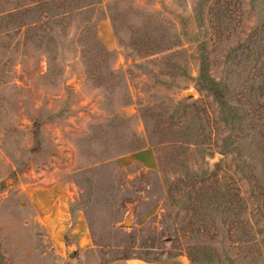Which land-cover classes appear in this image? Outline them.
Wrapping results in <instances>:
<instances>
[{
	"label": "rangeland",
	"instance_id": "obj_1",
	"mask_svg": "<svg viewBox=\"0 0 264 264\" xmlns=\"http://www.w3.org/2000/svg\"><path fill=\"white\" fill-rule=\"evenodd\" d=\"M171 254L264 264V0H0V264Z\"/></svg>",
	"mask_w": 264,
	"mask_h": 264
},
{
	"label": "crops",
	"instance_id": "obj_2",
	"mask_svg": "<svg viewBox=\"0 0 264 264\" xmlns=\"http://www.w3.org/2000/svg\"><path fill=\"white\" fill-rule=\"evenodd\" d=\"M50 224V223H49ZM86 236L82 233L76 241L85 242ZM102 264H188L186 259L179 255H160L156 257H123L106 259Z\"/></svg>",
	"mask_w": 264,
	"mask_h": 264
}]
</instances>
